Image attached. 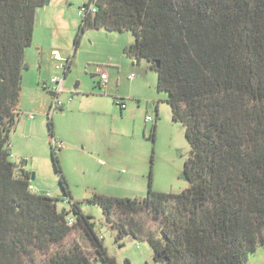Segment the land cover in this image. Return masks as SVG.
<instances>
[{
    "label": "trees",
    "instance_id": "trees-1",
    "mask_svg": "<svg viewBox=\"0 0 264 264\" xmlns=\"http://www.w3.org/2000/svg\"><path fill=\"white\" fill-rule=\"evenodd\" d=\"M44 5L0 0V264H119L77 201L58 210L59 198L31 192V174L21 169L15 176L8 159L24 52L36 10ZM89 5L95 11L80 17L74 50L86 29L131 32L134 41L124 54L145 59L157 73L156 89L166 93L171 119L181 123L190 147L183 164L188 185L179 193L153 190L150 172L142 198L93 195L116 240L129 235L146 241L153 259L165 264H255L249 256L264 247V0H87L84 7ZM70 65L67 58L64 75ZM154 132L155 124L152 140ZM49 144L59 184L70 197L59 154ZM82 235L95 252L92 260L78 241Z\"/></svg>",
    "mask_w": 264,
    "mask_h": 264
},
{
    "label": "rangeland",
    "instance_id": "rangeland-1",
    "mask_svg": "<svg viewBox=\"0 0 264 264\" xmlns=\"http://www.w3.org/2000/svg\"><path fill=\"white\" fill-rule=\"evenodd\" d=\"M86 2L49 0L36 10L38 45L32 41L24 52L20 114L10 134L8 159L15 164V176L23 169L34 176L30 185L38 193L59 198L58 210L68 209L71 200L77 201L81 211L90 216L107 254L119 264L124 260L130 264H165L153 259L146 241L129 235L116 240V232L107 225L100 206L91 198L95 193L142 198L150 172L153 190L179 193L188 185L182 172L190 147L181 123L171 119L166 93L156 89L157 73L148 68L145 59L135 62L124 54L123 47L134 41L131 32L86 29L74 50L80 23L78 12ZM52 49L59 51L64 63L67 58L71 60L66 75L63 69H57ZM97 68L108 75L103 87L98 85ZM54 76L63 77L62 90L57 93L63 107L49 113ZM103 89L105 95L99 94ZM118 101L125 103L122 111ZM48 114L54 137L64 142L59 163L71 198L63 194L59 174L50 159ZM147 115L152 121L146 120ZM77 238L92 260L95 252L88 238ZM249 257L255 264H264V247H258Z\"/></svg>",
    "mask_w": 264,
    "mask_h": 264
},
{
    "label": "built area",
    "instance_id": "built-area-1",
    "mask_svg": "<svg viewBox=\"0 0 264 264\" xmlns=\"http://www.w3.org/2000/svg\"><path fill=\"white\" fill-rule=\"evenodd\" d=\"M95 9L92 5H89L87 7H84V4L79 8V16L82 17L83 15H85V13L87 12H94ZM51 55L53 56V59L57 62V69H63L65 70V66H66V62L64 63V60L63 58L61 57L60 53L58 50L56 49H52L51 50ZM98 77H99V80H100V84H105L106 81H107V73L100 69V68H97V74H96ZM133 77V75L131 74V78ZM51 83L53 84V91L52 93L55 94V98H54V101L52 103V106H51V110L50 111H53L54 109L58 108V107H61V102L59 100H57V93L59 91L62 90V84H63V77L60 78V77H57V76H54L52 77L51 79ZM45 88H49V86H45ZM52 94V95H53ZM119 106L120 108H124L125 107V104L121 101H119ZM32 118V116H31ZM146 120L148 121H152V118L148 115L146 116ZM51 146L53 148V151L56 153V154H59L61 148L63 147V143L53 137L52 140H51ZM30 191L31 192H37L35 189H33L31 186L29 187ZM73 219L72 218H68L67 217V222L69 225H71L73 223Z\"/></svg>",
    "mask_w": 264,
    "mask_h": 264
},
{
    "label": "crops",
    "instance_id": "crops-1",
    "mask_svg": "<svg viewBox=\"0 0 264 264\" xmlns=\"http://www.w3.org/2000/svg\"><path fill=\"white\" fill-rule=\"evenodd\" d=\"M34 26H35V25H34ZM32 41L35 42V43L38 45V39L35 38V27H34V30H33V38H32ZM33 42H32V43H33ZM107 80H108V75H107ZM106 83H107V81H106ZM106 83H105V84H106ZM105 84H102V85H101L100 82H98V85H99V86H102V87H103ZM103 92H104V89H103L102 92H99V94H101V95H105L106 92H105L104 94H102ZM94 94L99 95L98 93H94ZM20 99H21V98H20ZM114 100H115V99H114ZM123 103H124V102H123ZM124 104H125V103H124ZM62 107H63V102H62L60 108L62 109ZM125 107H126V106H125ZM60 108H58V109H60ZM123 109H124V108H123ZM123 109H122V110H123ZM122 110H120V111H122ZM147 116H148V115H147ZM53 135H54V133H53ZM59 140H60V139H59ZM60 141L63 143V147H64V142H63L62 140H60ZM63 147H62V148H63ZM30 186H31V185H30ZM31 187H32V186H31ZM32 188H33V187H32ZM33 189H35V188H33ZM35 190H36V189H35ZM36 191H37V190H36ZM47 195H50V196H51V194H47ZM53 197H54V196H53ZM55 197H56V196H55ZM117 197H119V196H117ZM254 263H255V262H254Z\"/></svg>",
    "mask_w": 264,
    "mask_h": 264
},
{
    "label": "water",
    "instance_id": "water-1",
    "mask_svg": "<svg viewBox=\"0 0 264 264\" xmlns=\"http://www.w3.org/2000/svg\"><path fill=\"white\" fill-rule=\"evenodd\" d=\"M48 1H49V0H45V5L48 4ZM49 94L52 95L53 93H52V92H49ZM33 177H34V176L31 175V179H33ZM182 177H183V179H184L185 181H187V176H186L185 172H182ZM162 255H163V252H162ZM157 257H160V255H157ZM163 260H164V261H167L168 258H167V257H164Z\"/></svg>",
    "mask_w": 264,
    "mask_h": 264
}]
</instances>
